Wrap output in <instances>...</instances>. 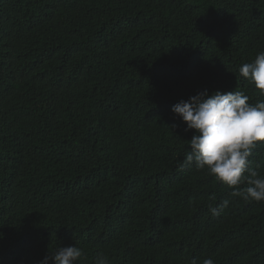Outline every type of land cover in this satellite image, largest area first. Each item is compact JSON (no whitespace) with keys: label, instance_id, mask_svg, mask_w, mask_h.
I'll use <instances>...</instances> for the list:
<instances>
[{"label":"trees","instance_id":"obj_1","mask_svg":"<svg viewBox=\"0 0 264 264\" xmlns=\"http://www.w3.org/2000/svg\"><path fill=\"white\" fill-rule=\"evenodd\" d=\"M261 51L264 0H0V264H264V201L185 166L171 110L264 101L238 73Z\"/></svg>","mask_w":264,"mask_h":264},{"label":"clouds","instance_id":"obj_2","mask_svg":"<svg viewBox=\"0 0 264 264\" xmlns=\"http://www.w3.org/2000/svg\"><path fill=\"white\" fill-rule=\"evenodd\" d=\"M238 73L264 95V51L254 61L240 65ZM171 110L187 125L186 130L194 133L184 155L185 166L207 169L217 181L233 189L232 197L264 201V175L253 169L249 159L257 142H264V101L250 103V98L239 90H217L210 95L205 89L179 101ZM244 182L247 187H239ZM228 205V200L223 201V207ZM210 211L217 214L216 207H210ZM82 256V249L76 245L59 247L49 252L41 264H76ZM95 264H109V260L101 252ZM190 264L200 261L194 258ZM202 264L215 261L208 257Z\"/></svg>","mask_w":264,"mask_h":264}]
</instances>
